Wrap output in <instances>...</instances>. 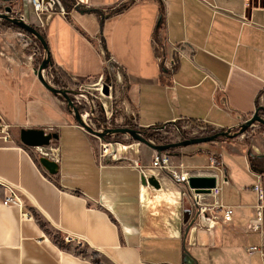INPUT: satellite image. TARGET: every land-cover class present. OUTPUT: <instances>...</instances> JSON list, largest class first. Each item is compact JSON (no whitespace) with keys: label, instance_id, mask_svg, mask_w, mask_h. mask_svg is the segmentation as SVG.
Wrapping results in <instances>:
<instances>
[{"label":"crops","instance_id":"0c3cea01","mask_svg":"<svg viewBox=\"0 0 264 264\" xmlns=\"http://www.w3.org/2000/svg\"><path fill=\"white\" fill-rule=\"evenodd\" d=\"M63 1L70 13H52L41 29L50 68L58 66L73 85L111 77L118 123L190 119L234 130L264 107V0H76L75 9L73 0ZM18 2L22 19L36 25L31 1ZM30 50L19 31L0 30V118L9 125L8 137L0 126V179L17 187L21 200L3 205L8 191L0 183V264H264L246 251L264 243V207L261 229L249 226L252 187L259 181L264 191L260 128L245 132L251 142L208 143L217 152L206 145L173 151V162L186 166L205 164L208 152L220 156L222 201L234 210L230 222L191 226L186 234L190 200L162 175L160 189L144 187L141 203L139 169L100 165L98 140L40 83ZM102 50L111 58L106 64ZM29 127L57 134L42 148L54 149L57 173L41 166L39 149L21 143L19 130ZM154 151L131 142L116 155L147 166Z\"/></svg>","mask_w":264,"mask_h":264},{"label":"built area","instance_id":"2783aa9c","mask_svg":"<svg viewBox=\"0 0 264 264\" xmlns=\"http://www.w3.org/2000/svg\"><path fill=\"white\" fill-rule=\"evenodd\" d=\"M32 9L36 18V25H34L38 29H43L46 25V21L48 17L53 13L50 12L48 7L43 4L42 0H30ZM58 4L61 7V11L58 12L62 15L67 16L68 13H70V9L67 5L63 4V0H57ZM71 5V9L78 8L81 6L76 0H73ZM69 5V6H70ZM19 11V2L16 3V7L12 9L11 15L16 17H21ZM23 39L26 41V43L31 48L29 52V63L35 65L36 62H38V58L42 59L43 57V51L40 49L39 42L32 37L31 35L20 32ZM104 50V49H103ZM102 50V55L104 62H110L111 58L104 53ZM39 64H37L38 66ZM37 66H34L37 67ZM50 66L47 68L46 72H44L45 77H48V74H50ZM104 77L101 76L99 79L93 83L90 84L94 86L95 90L101 94L102 90L104 89V86H107L109 89V93L106 97L110 98L113 94L111 90L113 89L112 82L106 83L104 82ZM49 79V78H48ZM50 81V80H49ZM78 95H71V99L73 103L77 106V108L82 105L81 102L82 94L78 92ZM63 105L64 107L68 108L66 102L64 100ZM70 113L72 114V111L68 108ZM80 112V111H79ZM116 111H110V115L115 113ZM80 115L82 119L85 121V123L92 129H94L90 123V120L88 119L89 113L85 110L84 112H80ZM133 122H135L134 118L131 117ZM0 126L2 131L7 134L9 125L7 123H3V121L0 118ZM76 126H78L80 129L84 130L78 123H76ZM154 126V125H152ZM151 127V126H148ZM85 131V130H84ZM8 137V134L6 135ZM150 141V140H149ZM153 143V142H152ZM102 148L97 151V158L100 165H106L109 161L112 162H120V163H126L131 164L132 166L139 169L142 177L147 181L149 177H155L159 184H161L160 178L162 175H165L169 178V180L178 187V192L182 195L187 197L192 205V208L194 210L193 219L194 222L191 225L192 227L196 228H205L207 230H211L216 225L219 224H226L231 221L232 216L234 214L233 206L226 205L222 201V187L223 184L226 181V169L225 164L222 160V158L212 152L207 153V161L203 165H194V166H186L183 163H175L172 160L173 153L165 151V152H157L154 151L150 164L147 166H141L138 161L132 160H121L116 157V155H112L111 160H106V156L111 152V143H101ZM39 149L40 155H46L51 158L54 154V149L50 148V150H42V148ZM191 176H209L214 177L215 184L213 187L209 189L208 193H200L195 191L194 188H190L188 185V179ZM0 183L4 184L7 188L8 194L4 197L2 204L9 206V205H21V200L18 196V188L16 186H13L11 184H8L0 179ZM144 187L152 188L148 183L146 185L142 184V190L139 193V201L143 203V194H144ZM253 190L256 193L257 196V204L254 206L255 210V217L249 221V226L251 230H260L261 224H262V213H263V199H264V191L263 186L261 182H257L253 185ZM160 189V188H159ZM202 219L206 220V224L202 223ZM72 237H66V241H71ZM246 251L249 256L252 255H258L261 259H264V243L250 245L246 248Z\"/></svg>","mask_w":264,"mask_h":264},{"label":"water","instance_id":"95a60500","mask_svg":"<svg viewBox=\"0 0 264 264\" xmlns=\"http://www.w3.org/2000/svg\"><path fill=\"white\" fill-rule=\"evenodd\" d=\"M43 4H45L50 12L58 13L61 11V7L58 4L57 0H42ZM18 0H0V22L8 21L9 23L15 24L22 28L25 33L34 37L43 49V57L39 65L33 69L37 79L40 83L51 93L54 95L60 96L67 104L68 108L72 111V115L75 121L89 134L92 136H96L100 139H104L106 136L124 134L130 136L132 139L136 140L139 143H143L153 150L157 152H165L174 150L176 148H184L190 145L200 144V143H210L218 140V138H235L237 136L243 135L246 130L254 127L256 124H260L264 127V107L258 106L256 111L243 123H241L238 128L235 130L226 129L223 131H217L211 135L206 136H195L186 139H182L179 141L164 143V144H154L149 141L144 134L136 128L127 127V126H119V127H111L105 128L103 130H95L90 128L85 121L82 119L80 112L77 106L73 103L71 99V95H78L79 93L75 90H71L68 88H58L53 86L45 77L44 72H46L47 68L51 65L50 51L47 45L45 38L42 33L30 23H27L22 19V17L12 16V9L16 7V3ZM64 5H67L65 1H63ZM57 134L53 132H46L43 128H21L19 130V139L22 144L31 148H45L50 145L52 139H56ZM39 163L42 167H44L48 173L55 174L57 173L58 165L53 160L47 157L46 155H40L38 158ZM141 183L146 185L148 183L152 188L159 189L160 184L155 177H149L147 181L144 177H141ZM215 184L214 177L209 176H191L188 179V185L190 188H194L195 191L200 193H208L209 189L213 187ZM194 219L190 221L188 227L186 229V234L193 224ZM187 254H189L187 252ZM190 255V254H189Z\"/></svg>","mask_w":264,"mask_h":264},{"label":"rangeland","instance_id":"374dc122","mask_svg":"<svg viewBox=\"0 0 264 264\" xmlns=\"http://www.w3.org/2000/svg\"><path fill=\"white\" fill-rule=\"evenodd\" d=\"M40 49L43 51L41 45H40ZM40 62H36L34 66H37V64H39ZM46 79L48 81L50 80L49 82L53 86H55L52 82L53 78L51 77L50 74H48V77H46ZM104 82L106 83L112 82L113 84V89L111 90L113 95L110 98L106 97L107 94L109 93V89L107 86H104V89L102 90L101 94H99L95 90L94 86L90 85L89 83L73 85V81H72V84L67 85L63 89L68 88V89L80 92L82 94L83 98H81L80 100L83 104L78 107V110L80 112H84L86 110L89 113L88 119L90 120V123L92 124L91 126L95 130H103L105 128L119 127V126H127V127L136 126L131 117H128V118L121 117V119L119 118L120 119L119 121L121 124L116 121L115 118H116V115H118L116 114L117 110L119 107H121L120 101L117 99V96L115 94L116 85L114 81L111 79V77L109 76L107 77V75L104 77ZM111 110L112 111L114 110L116 112L110 115ZM255 126H257L258 129L260 128L261 131L264 132V130L262 129L264 127L261 126L260 124H256ZM136 127L141 128L138 126ZM143 128L149 129V132H153L152 135L150 136L146 135L145 137L151 142H153L154 144H164V143L179 141L182 139L195 137V136H206L207 130L213 129L204 123H200L196 121L189 122L187 121V119L176 120L172 122L171 125L161 124L160 127L154 125L151 127H143ZM236 128H234V130ZM213 130L220 131L221 129H213ZM94 137L98 140V146H97L96 152L97 151L99 152V150L102 148L101 143H111L110 145L111 152L106 156L107 161L111 160L112 155H116L118 148L125 146L127 144H130L131 142H135V143L137 142L136 140L132 139L130 136L124 135V134L106 136L104 137V139H100L96 136ZM240 138H242V140L246 139V141H250L249 138L248 139L246 138V133H244V136L241 135V136L235 137V139H240ZM222 139L225 140L226 138H222ZM253 142L257 143V139H254ZM249 144L250 143L248 142V145ZM205 145L206 146L209 145L208 142L190 145V146H187L186 149L202 147ZM207 147H210L211 150H214L216 152L218 151V149L214 146H207ZM181 149L182 148H176L168 152L173 153V151H176V150L180 151ZM182 160H183L182 162H186L184 158Z\"/></svg>","mask_w":264,"mask_h":264},{"label":"trees","instance_id":"16d2710c","mask_svg":"<svg viewBox=\"0 0 264 264\" xmlns=\"http://www.w3.org/2000/svg\"><path fill=\"white\" fill-rule=\"evenodd\" d=\"M67 1H69V0H67ZM6 29L12 30V31L24 32V30L17 25L9 23L8 21H2L1 26H0V30H6ZM38 30L42 33L43 37L45 38L43 31L41 29H38ZM37 60H38V62H40L39 58ZM50 75L53 78V81H52L53 84L58 88H60V87L64 88L67 85L72 84L71 79L69 77H67L65 75V73L63 72V70H61L58 66H52L51 67ZM187 121L192 122L193 120L187 119ZM166 125H171V123H166ZM156 126L160 127L161 124L156 125ZM131 127L139 129L144 134V136H146V135L150 136L153 134V132H149V129H144L143 127H141V128H137L136 126H134V127L131 126ZM262 129L264 130V128H262ZM223 130L224 129H221L220 131H223ZM216 132L217 131H214L213 129H209V130H207L206 134L211 135V134L216 133ZM222 138L223 137H220L218 139L222 140ZM226 140H236V139L235 138H226Z\"/></svg>","mask_w":264,"mask_h":264}]
</instances>
